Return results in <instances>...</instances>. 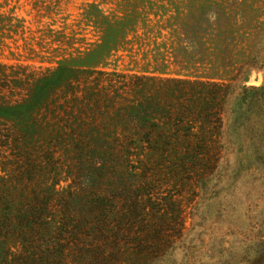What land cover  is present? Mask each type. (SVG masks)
<instances>
[{
	"label": "rangeland",
	"instance_id": "rangeland-1",
	"mask_svg": "<svg viewBox=\"0 0 264 264\" xmlns=\"http://www.w3.org/2000/svg\"><path fill=\"white\" fill-rule=\"evenodd\" d=\"M261 48L264 0H0V63L35 73L233 76L257 49L264 63ZM243 77L264 85V64ZM230 143L231 126L208 155L91 154L68 136L0 143V264H191V252L192 264H230L264 216V155ZM140 234L155 237V257L130 248Z\"/></svg>",
	"mask_w": 264,
	"mask_h": 264
},
{
	"label": "trees",
	"instance_id": "trees-1",
	"mask_svg": "<svg viewBox=\"0 0 264 264\" xmlns=\"http://www.w3.org/2000/svg\"><path fill=\"white\" fill-rule=\"evenodd\" d=\"M182 34L185 38L200 32ZM255 52L233 76L162 77L65 65L35 73L0 63V143L68 136L94 146L91 154L103 155L110 148L127 155L149 150L208 155L227 148L220 143L231 126V153L264 155V85L239 83L247 81L243 77L247 70L263 66L258 49ZM80 78L85 83L78 82ZM217 144L219 148L214 147ZM114 145L123 149L115 150ZM260 218L241 233L243 238L229 254L230 264H254L256 259L264 264V216ZM135 240L130 248L137 255L155 257V237L140 234ZM96 242L91 245L98 250ZM189 255L192 264L193 253Z\"/></svg>",
	"mask_w": 264,
	"mask_h": 264
}]
</instances>
